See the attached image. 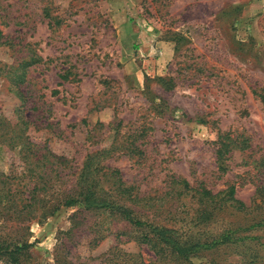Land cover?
Returning <instances> with one entry per match:
<instances>
[{"label": "rangeland", "instance_id": "rangeland-1", "mask_svg": "<svg viewBox=\"0 0 264 264\" xmlns=\"http://www.w3.org/2000/svg\"><path fill=\"white\" fill-rule=\"evenodd\" d=\"M0 29V243L32 264L149 263L128 203L201 244L191 264H264L255 240L210 247L236 218L198 194L250 206L264 179V0H0Z\"/></svg>", "mask_w": 264, "mask_h": 264}, {"label": "trees", "instance_id": "trees-1", "mask_svg": "<svg viewBox=\"0 0 264 264\" xmlns=\"http://www.w3.org/2000/svg\"><path fill=\"white\" fill-rule=\"evenodd\" d=\"M3 32L0 29V45L11 46V41L6 40L1 42L4 38ZM26 62V61H25ZM25 62L23 64H25ZM35 62H27L25 65H32ZM247 141V140H245ZM222 143V142H221ZM232 148L228 142H223L221 147L217 151V158L221 161L220 170L225 171L226 157L231 153ZM262 167H264V162H262ZM118 183V196L120 199H125L128 197V189L125 188L124 182L119 179ZM179 183V182H175ZM183 189L179 192V195L186 196L188 192L191 191L189 185L186 181L182 183ZM200 199L204 204L210 205L214 209H219L220 212H228V215L236 218V225L233 224L234 228L231 227L226 230L221 235L217 236L216 239L212 240L209 244L212 248H221L222 246L229 247L231 245L243 244L246 241L255 240L256 245L264 246V179L261 181V185L257 187L256 198H254L253 203L247 206L235 197L236 187L231 186L225 191H220L218 193H213L211 190H203L198 192ZM75 198H66L65 205H71V201H75ZM126 198L124 201H128ZM88 201V199H86ZM115 210H119L126 221L131 225V230L135 234L134 241L137 246L142 248L146 246L149 251L153 252L155 256L154 261H148L146 263L141 254L138 256L137 264H191V258L194 257L197 252L196 250L201 247V244L194 243H182L179 238L174 236V230L168 224H162L157 222H149V220H142L139 216L149 217L147 212L141 210L138 214L134 209L127 205L117 206L115 205ZM169 213V212H168ZM163 217V216H162ZM168 219V216L164 218ZM164 220V221H165ZM170 221V220H167ZM257 233L252 235V233ZM208 245V246H209ZM30 244H18L14 243L11 245L9 243H0V255L6 257L7 264H32L33 256L32 254L27 255V250L30 249ZM115 249V252L113 250ZM111 253H108L106 260L108 263L116 261L114 259L119 258L120 253L126 255L123 249L117 246L113 248ZM128 256H130L128 254ZM245 260V259H244ZM246 261V260H245ZM58 263V262H57ZM67 264H72L68 261ZM242 264H254L243 262Z\"/></svg>", "mask_w": 264, "mask_h": 264}]
</instances>
